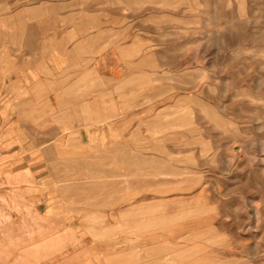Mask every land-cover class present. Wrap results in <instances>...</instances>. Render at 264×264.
<instances>
[{
  "label": "rangeland",
  "instance_id": "1",
  "mask_svg": "<svg viewBox=\"0 0 264 264\" xmlns=\"http://www.w3.org/2000/svg\"><path fill=\"white\" fill-rule=\"evenodd\" d=\"M117 6L153 74L139 80L142 156L84 162L81 188L62 181L48 202L79 208L45 211L49 225L29 211L37 201L1 193L0 264H60L64 250L91 248L98 264H264V0ZM72 218L86 223L82 240L37 242L70 232L55 224Z\"/></svg>",
  "mask_w": 264,
  "mask_h": 264
},
{
  "label": "crops",
  "instance_id": "2",
  "mask_svg": "<svg viewBox=\"0 0 264 264\" xmlns=\"http://www.w3.org/2000/svg\"><path fill=\"white\" fill-rule=\"evenodd\" d=\"M127 10L117 0H0V195L14 190L37 201L29 211L48 225L45 211L79 208L65 198L48 202L62 181L60 187L81 188L84 162L142 156L141 126L148 119L140 109L147 110L149 96L139 80L153 74L142 59L137 63ZM68 163L77 165L74 173ZM58 165L63 168L55 171ZM57 221L75 233L38 243L83 239L76 233L83 220ZM98 251L67 249L59 261L98 264ZM47 259L42 264H58Z\"/></svg>",
  "mask_w": 264,
  "mask_h": 264
}]
</instances>
